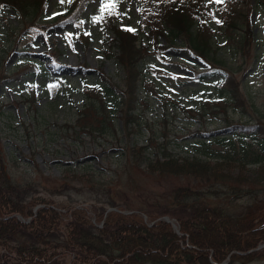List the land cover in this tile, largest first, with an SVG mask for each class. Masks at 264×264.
Segmentation results:
<instances>
[{
    "label": "rangeland",
    "instance_id": "1",
    "mask_svg": "<svg viewBox=\"0 0 264 264\" xmlns=\"http://www.w3.org/2000/svg\"><path fill=\"white\" fill-rule=\"evenodd\" d=\"M61 1L47 0L45 12L53 14L55 10L65 8ZM77 3L84 5L81 13L84 20L80 25L51 23L38 18L27 28L15 30L13 35L6 31V27L17 25L14 13L7 8L0 10V154L13 183L30 184L33 197L51 200L53 206L64 214L60 217L63 222L69 219L70 212L83 207L92 223L102 222L93 213L94 206L100 203L108 208L106 212L121 211L126 214L155 207L168 208L171 206L170 193L178 185L211 190L209 194L213 201L210 204L224 205L232 212L242 210L248 204V197L231 202L233 196L224 192L227 190L223 183L244 187L264 186V159L254 162L263 154L258 145L246 136L208 137L206 133L231 124H256L258 120L263 122L264 127V15L255 9L251 12L250 20L256 22L253 27L256 41L250 45L246 55L224 46L223 36L214 39V47L217 42L214 49L217 57L234 71V78L244 98L242 107L235 109L225 95L219 97L213 85L207 82L211 77L204 81L189 80L192 74L189 66L178 64L184 59L167 50V73L159 72L161 76L153 79V84L160 91L167 89L169 101H179L186 107H194L195 111L162 115L161 109L149 106L141 118L143 132L136 133L125 131L117 113L114 120L118 133L116 137H100L79 130L76 122L83 96L76 90L75 82L82 77L94 81L99 76V69L103 68L108 77L120 89H124L122 69L114 55L107 54L108 57L105 55L103 58V53L106 54L104 36H114L110 29L113 23L107 24V19H104L100 25L95 18L100 6L114 3L121 13L119 21L134 25L136 5L134 0H84L83 3L78 0ZM206 3L216 6V0H206ZM250 3L255 6L254 1ZM79 30L80 33H87L88 43L75 34ZM54 47L59 49V53L54 52L51 58L48 53ZM34 58L43 66H50L46 72L54 79L56 96L45 95L36 83L37 100L31 103L27 96L29 88L25 89L22 83L24 79H32V76L22 71L33 65L27 59ZM51 61L57 62L60 70L57 71L58 68L55 69ZM13 67L20 68L15 70ZM194 69L205 72L207 68L196 64ZM183 74L186 82L176 78ZM217 75L220 76L219 73ZM150 103L159 104L152 98ZM166 108L169 110L170 106ZM150 128L165 130L168 134L166 150L175 160L181 163L187 159L195 163L189 173L199 174L200 168L205 165L204 175L211 177L202 178L189 173L163 174L157 169L149 170V163L163 156L157 153L156 145H147ZM145 145L149 146L145 151L147 155L143 152L140 153L142 157L137 155V149ZM215 173L237 179L228 182L226 179L215 180ZM55 189L62 192H54ZM107 201L113 202V205L110 206ZM164 216L168 215L163 214L157 220ZM169 218L177 224L175 218ZM63 222L62 230L65 228ZM174 231L188 242L187 232L180 231L179 227ZM261 246L264 248V244ZM252 251L254 248L231 253L243 255ZM16 255L13 249L8 248L5 252L4 246L0 245V260L3 257L9 263H16ZM59 257L57 259L66 264L72 262L71 253H63ZM253 260L248 264H264V258L256 257ZM216 264L240 263L237 258L231 261L226 258L225 262Z\"/></svg>",
    "mask_w": 264,
    "mask_h": 264
},
{
    "label": "trees",
    "instance_id": "2",
    "mask_svg": "<svg viewBox=\"0 0 264 264\" xmlns=\"http://www.w3.org/2000/svg\"><path fill=\"white\" fill-rule=\"evenodd\" d=\"M77 1H67L66 10L60 18L79 14L83 7ZM136 1L139 12L137 30L129 31V28L117 26L113 22L116 12L103 17V20L107 19V24L113 23L110 29L114 36L104 37L109 50H112L106 53L114 55L121 67L124 89L100 72L95 86L85 87L87 100L78 111L76 122L79 130L100 137H116L118 133L114 120L118 113L125 131L143 132L141 118L145 113L143 106H148L147 93L161 96L151 84L150 76L146 75V72L150 73L147 66L148 63L157 64L156 57L159 58L167 48L187 52L209 64L213 70L221 71L223 76L213 82L215 88L229 99L233 108L242 107L244 98L241 88L234 78V71L214 52L217 46V42L215 47L213 45L214 39L223 36L224 46L246 55L250 45L256 41L253 30L256 22H251L250 15L253 9L264 15V0H253L254 7L251 0H221L215 7L205 3V0ZM46 3L47 0H0V7L12 10L17 20V25L12 28L7 26L6 31L13 35L15 30L25 29L29 23L43 18ZM20 67L13 68L18 70ZM31 72L33 69L22 71ZM258 121L256 124L227 125L211 134L217 137L231 132L230 136L248 137L263 154L254 162L262 161L264 127L263 122ZM159 130L150 128L146 142L149 146L156 145L157 153L163 156L150 162L148 169H157L163 174L189 173L195 163L187 159L181 163L175 160L166 150L168 134L164 129ZM149 146L139 147L137 155L142 157L140 153L146 154ZM204 174L205 165L200 168L199 174L194 175L211 177ZM223 179L228 182L237 178L215 173V180ZM29 185L13 183L0 154V245L4 246L5 252L11 248L17 254L16 263H9L2 257L0 264H66L57 259L63 253H71V264H216L226 258L229 261L237 258L240 264H248L256 257L264 258V248H256L264 242V186L244 187L223 183L227 190L224 192L233 196L231 202L248 197V204L242 210L232 212L224 205L210 204L213 201L211 190L178 185L170 193L171 206L168 208L155 207L126 214L121 211L106 212L108 208L100 203L94 206L93 213L102 222L96 224L90 221L84 207L70 212L66 222L61 221L60 217L64 214L53 206L51 200L33 197ZM54 192L62 191L55 189ZM107 202L113 205V202ZM36 205L40 206L33 212ZM163 214L175 218L180 231L187 232L188 242L172 229L169 222L157 220ZM28 215L33 217L26 221ZM62 222L64 230L61 229ZM251 248L254 251L249 254L231 253Z\"/></svg>",
    "mask_w": 264,
    "mask_h": 264
},
{
    "label": "snow or ice",
    "instance_id": "3",
    "mask_svg": "<svg viewBox=\"0 0 264 264\" xmlns=\"http://www.w3.org/2000/svg\"><path fill=\"white\" fill-rule=\"evenodd\" d=\"M210 2H212V0H210ZM216 2H220V0H216ZM115 8V4L114 3H109V4H105L102 6L101 11H105V10H109V9H114ZM96 20L102 19V17H97L95 18ZM129 31H133V29H128Z\"/></svg>",
    "mask_w": 264,
    "mask_h": 264
},
{
    "label": "water",
    "instance_id": "4",
    "mask_svg": "<svg viewBox=\"0 0 264 264\" xmlns=\"http://www.w3.org/2000/svg\"><path fill=\"white\" fill-rule=\"evenodd\" d=\"M164 219L167 221H171L168 217H164ZM172 225H173V227H175V224L172 223Z\"/></svg>",
    "mask_w": 264,
    "mask_h": 264
}]
</instances>
